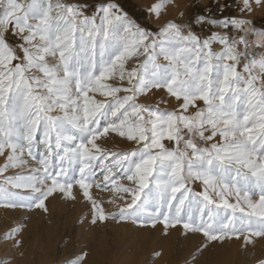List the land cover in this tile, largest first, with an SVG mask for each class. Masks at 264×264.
<instances>
[{"label": "snow or ice", "instance_id": "6c2138e0", "mask_svg": "<svg viewBox=\"0 0 264 264\" xmlns=\"http://www.w3.org/2000/svg\"><path fill=\"white\" fill-rule=\"evenodd\" d=\"M167 3L149 12L159 19ZM253 3L264 6L239 0V16L199 17L202 35L173 20L149 30L115 0L92 11L86 0H0V206L47 212L49 197L75 201L78 186L92 226H180L202 237L200 252L264 240ZM157 93L158 104L140 102ZM117 141L128 147L108 146Z\"/></svg>", "mask_w": 264, "mask_h": 264}, {"label": "rangeland", "instance_id": "374dc122", "mask_svg": "<svg viewBox=\"0 0 264 264\" xmlns=\"http://www.w3.org/2000/svg\"><path fill=\"white\" fill-rule=\"evenodd\" d=\"M85 2V0H82ZM89 11L105 0H86ZM141 26L157 31L165 21L183 23L202 35L206 27L198 22L201 16L219 18L239 16V0H168L159 19L149 8L160 0H115ZM249 14L257 28L264 27V6L253 3ZM180 13H183L181 16ZM162 93L141 97L140 102L158 104ZM171 107V105H160ZM119 150L128 145L120 141L110 143ZM3 159L0 158V165ZM75 201L58 194L46 201L47 212L39 209L7 208L0 206V264H75L88 253L83 264H261L264 261V240L245 247L233 238L223 246L210 245L197 251L201 236L185 235L180 226L163 233V226H139L131 222L117 224L106 221L90 225L89 204L79 194ZM111 193L93 189V196L104 201L106 211L114 210L107 201ZM83 221V222H81ZM19 229L9 238V234ZM22 240L21 247L14 246ZM161 255L156 256L155 253ZM195 257V259H193Z\"/></svg>", "mask_w": 264, "mask_h": 264}]
</instances>
